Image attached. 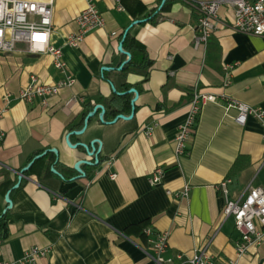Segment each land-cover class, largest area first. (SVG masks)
Here are the masks:
<instances>
[{
    "label": "crops",
    "instance_id": "crops-1",
    "mask_svg": "<svg viewBox=\"0 0 264 264\" xmlns=\"http://www.w3.org/2000/svg\"><path fill=\"white\" fill-rule=\"evenodd\" d=\"M48 1L54 8L52 42L62 50L75 84L61 89L49 106L41 99L20 100L32 76L47 85L65 76L51 55L29 53L23 44L15 53L0 54V105L7 95L13 99L0 120V216L7 196L13 202L7 224L0 227V263L20 260L39 247L50 253L38 264H156L144 233L151 229L154 236L169 233L168 255L175 264H190L205 247L215 264H264V236L238 258L241 235L233 219L224 220L220 189L227 179L233 199L249 185L264 189V128L252 117L238 124L237 111H227L222 99L264 110V36L234 32V12L223 7L222 26L196 47L199 14L183 0H94L106 24L71 47L67 39L78 34L77 18L86 3ZM165 3L157 24L143 23ZM136 21L143 22L132 26ZM128 29L151 61L149 76L112 73L117 87L126 80L138 92L135 114L111 124L100 121L99 109L82 135H71L73 145L102 141L100 165H82L86 176L78 178L75 164L94 159L82 147L70 148L67 137L84 128L97 105L107 112L108 100L116 97L104 69L128 60L119 51ZM226 65L232 66L228 86ZM195 92L219 101L202 107L191 143L177 157L175 139ZM147 128L153 129L150 136ZM51 149L58 150L52 173L42 164L22 173L33 157ZM238 159L241 168L231 175ZM157 170L162 179L153 185ZM185 187L190 190L182 197Z\"/></svg>",
    "mask_w": 264,
    "mask_h": 264
},
{
    "label": "built area",
    "instance_id": "built-area-1",
    "mask_svg": "<svg viewBox=\"0 0 264 264\" xmlns=\"http://www.w3.org/2000/svg\"><path fill=\"white\" fill-rule=\"evenodd\" d=\"M85 8L77 18L79 32L67 39L71 47H78L85 37L92 31L104 28L106 20L94 4V0H84ZM120 1V0H118ZM199 14L198 23L195 27V46L206 45L212 35L222 26L219 12L221 8H230L234 12V23L231 29L252 36H264V0H183ZM118 9L123 11L122 6ZM54 29L53 2L48 0H0V54H12L18 51L19 44L25 46V51L33 54H49L53 57L55 68L65 76L64 80L55 85L42 83L36 76L31 77L30 83L23 88L18 99L33 102L41 99L44 106H49L51 99L56 97L61 89L72 87L75 79L70 74L64 61L63 52L54 46L52 35ZM115 35V34H113ZM232 66L226 65V82L228 86L230 70ZM226 110L237 111L236 122L244 126L249 117L258 120L264 128V110L252 107L239 100L225 95ZM10 95L4 97L0 105V120L8 112L12 103ZM218 97L213 94L195 92L191 102V108L184 125L179 128L176 136V156L185 154L191 143L192 130L202 107L209 102L217 103ZM152 128H147L145 134L150 136ZM3 136V135H2ZM264 141V134L262 135ZM161 170H157L151 183L161 182ZM115 178V175H111ZM227 179L220 184L225 199L223 212L224 220L233 219L235 228L241 235V243L237 248V256L241 258L247 252L251 244L259 243L264 236V189L249 185L246 191L236 199L231 197ZM189 187H185L182 197H187ZM171 194V192H168ZM148 242L155 251L156 264H175V260L168 255L169 233L164 232L154 236L151 229L144 230ZM49 249L33 247L25 253L20 260L5 261L0 264H38L47 257ZM181 257H179L180 259ZM190 264H215L212 257L207 253V247L198 249L191 258ZM228 264H240L238 260Z\"/></svg>",
    "mask_w": 264,
    "mask_h": 264
},
{
    "label": "trees",
    "instance_id": "trees-1",
    "mask_svg": "<svg viewBox=\"0 0 264 264\" xmlns=\"http://www.w3.org/2000/svg\"><path fill=\"white\" fill-rule=\"evenodd\" d=\"M168 5L169 3H165L164 5L160 6V8L154 9L143 23L149 22L157 24L161 18V13L167 9ZM124 35L125 34L121 36V41H123V49L126 53L131 55V60L123 67L122 70H119V68L126 60L119 62L116 66L117 68H113L112 70L104 72V78L109 81L116 90V97H111L108 100V110L106 112L105 123H110L119 115H123L132 111V93L129 92L133 89V86L128 84L125 80L122 82L120 87H117L112 79V73L118 72L119 74H122L124 78L127 77L129 73H137L147 78L149 76V69L151 67V61L148 59L141 44L131 36L130 31L126 36ZM125 55L126 54H124V56ZM121 93L124 95H119ZM36 157L37 156L33 157L31 161L35 160ZM56 160L57 157L55 153L48 151L46 155L34 162L30 168V171H34L36 166H41L40 164H42V166H45L47 172L52 173V168L55 165ZM240 165L241 160L238 159V161L234 164L231 175L241 168ZM8 219V212L5 215L0 216V227L5 226Z\"/></svg>",
    "mask_w": 264,
    "mask_h": 264
},
{
    "label": "water",
    "instance_id": "water-1",
    "mask_svg": "<svg viewBox=\"0 0 264 264\" xmlns=\"http://www.w3.org/2000/svg\"><path fill=\"white\" fill-rule=\"evenodd\" d=\"M143 21H136L132 24L133 25H138L140 23H142ZM131 26V27H132ZM130 29L126 30L125 32V35H127V33L129 32ZM119 51L123 54H126L127 57H128V60L126 62H124V64L119 68V70H122L123 67L131 60V55L129 53H126L123 49V41L120 43V46H119ZM109 70L108 68H105L104 71H107ZM113 91L116 93V90L114 87H112ZM129 93H135L136 94V98L132 101V108H133V111H132V114L130 116H125V115H119L115 120H113L112 122H110L111 124L113 123H116L118 120H125V121H128V120H132L133 117H134V114H135V102L138 98V92L135 90V89H132L130 90ZM119 95H124V94H119ZM101 110V113L99 115V119L100 121L104 122L105 123V119H104V116H105V113H106V109L103 105H97L94 109V111L92 113H90L86 120H85V126L84 128L81 130V131H76V132H73L71 133L68 137H67V144L69 145L70 148H74V149H77L79 147H82L84 150H85V153L87 154V156L89 158H92L94 159V161H89V160H80L78 161L75 166H74V169L79 173V177H85L86 174L84 172V170L81 168L82 165H89V166H95V167H98L101 163V160H100V155H101V152H102V141L101 140H98V139H94L93 141L90 142V144H84V143H79V144H76V145H73L70 141V137L71 135H82L86 129L88 128V125H89V122H90V119H92L95 114L97 113L98 110ZM96 144H98L99 146L96 147ZM50 152L52 153H55L56 155H58V150L56 149H51L49 150ZM47 152L37 156L35 158V160H33L30 165L25 168L23 170L22 173L26 172L32 165L33 163L37 160V159H40L41 157H43L44 155H46ZM18 187V186H16ZM7 204H8V207L7 209L4 211V214H6L9 210L12 209V206H13V202L12 200L9 198V196H7Z\"/></svg>",
    "mask_w": 264,
    "mask_h": 264
}]
</instances>
